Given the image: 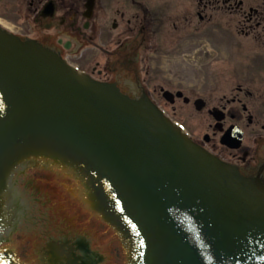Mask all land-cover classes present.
Masks as SVG:
<instances>
[{"label": "water", "instance_id": "water-1", "mask_svg": "<svg viewBox=\"0 0 264 264\" xmlns=\"http://www.w3.org/2000/svg\"><path fill=\"white\" fill-rule=\"evenodd\" d=\"M181 133L145 97L0 29V186L18 161L53 159L79 171L128 264H264L263 181Z\"/></svg>", "mask_w": 264, "mask_h": 264}, {"label": "flooded vegetation", "instance_id": "flooded-vegetation-1", "mask_svg": "<svg viewBox=\"0 0 264 264\" xmlns=\"http://www.w3.org/2000/svg\"><path fill=\"white\" fill-rule=\"evenodd\" d=\"M7 21L20 40L77 69L96 56L83 72L132 100L155 102L149 87L159 86L162 99L168 92L174 103L192 102L207 117L194 144L264 182V0H0ZM188 54L189 75L164 73L163 64ZM46 246L42 264L77 263L54 242Z\"/></svg>", "mask_w": 264, "mask_h": 264}, {"label": "rangeland", "instance_id": "rangeland-1", "mask_svg": "<svg viewBox=\"0 0 264 264\" xmlns=\"http://www.w3.org/2000/svg\"><path fill=\"white\" fill-rule=\"evenodd\" d=\"M1 24L11 29L15 23L7 21ZM192 57L194 54L175 55L174 59L171 58L172 61L163 64L169 69L164 70V73L168 75L172 70L189 75L193 68ZM89 58V62H82V66L78 65L80 70L90 71L94 68L96 56ZM75 66L77 67V64ZM159 88L149 87L151 92L157 90L156 93L152 92V97L157 99L154 104L171 122L181 126L190 138L207 133L205 128L207 117L204 113L199 115L194 113L192 102H189L188 106L180 102L166 103L158 96ZM37 159L24 158L18 161L16 165L18 172L13 173V183L7 184V187L18 192L25 210L17 229L9 235L4 234L0 251L7 248L15 253L18 250L20 255L24 256L22 264H42V259L48 251L46 244L54 242L57 247L63 249L62 252L74 257L76 264H122L121 261L126 263L120 246L113 242L104 229L99 230L96 221L91 222L89 215L82 212V207L88 210L89 206L83 201L85 191L81 186L56 167ZM31 164L36 165L38 169L32 171ZM23 168L26 169L20 173ZM7 194L0 191L1 197ZM78 209L85 217L83 221H78L77 216H80L77 215Z\"/></svg>", "mask_w": 264, "mask_h": 264}, {"label": "bare ground", "instance_id": "bare-ground-1", "mask_svg": "<svg viewBox=\"0 0 264 264\" xmlns=\"http://www.w3.org/2000/svg\"><path fill=\"white\" fill-rule=\"evenodd\" d=\"M6 183H9V181L7 180ZM0 200H3V197L0 196ZM18 210V207L16 208V206H12L10 203L8 207H5L2 203V210L0 211V230H8L11 228V223L16 216L15 212Z\"/></svg>", "mask_w": 264, "mask_h": 264}]
</instances>
